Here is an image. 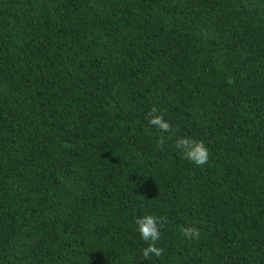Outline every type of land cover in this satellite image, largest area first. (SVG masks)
<instances>
[{
    "label": "trees",
    "instance_id": "1",
    "mask_svg": "<svg viewBox=\"0 0 264 264\" xmlns=\"http://www.w3.org/2000/svg\"><path fill=\"white\" fill-rule=\"evenodd\" d=\"M0 264H264V0H0Z\"/></svg>",
    "mask_w": 264,
    "mask_h": 264
},
{
    "label": "clouds",
    "instance_id": "2",
    "mask_svg": "<svg viewBox=\"0 0 264 264\" xmlns=\"http://www.w3.org/2000/svg\"><path fill=\"white\" fill-rule=\"evenodd\" d=\"M148 123L159 130L158 145L163 146L165 143V134L173 133L172 124L165 119L164 115L156 107H152L148 113ZM171 138V137H169ZM175 148L181 156L196 166H204L209 160V151L202 140L192 137H180L175 141ZM167 218H160L153 215H145L136 219L138 233L141 239L146 243L142 249V256L150 259L155 256L161 257L164 249L157 245L161 237V224L166 223ZM186 239H199L200 230L196 226H185L180 229Z\"/></svg>",
    "mask_w": 264,
    "mask_h": 264
}]
</instances>
